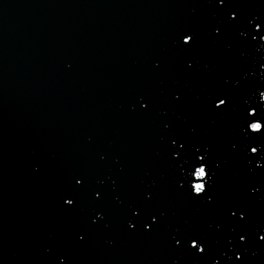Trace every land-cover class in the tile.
<instances>
[{
  "label": "water",
  "instance_id": "1",
  "mask_svg": "<svg viewBox=\"0 0 264 264\" xmlns=\"http://www.w3.org/2000/svg\"><path fill=\"white\" fill-rule=\"evenodd\" d=\"M228 3L240 20L217 37L214 0H0V264H264V134L246 131L247 110L264 118V0ZM173 138L210 149L213 204L179 188Z\"/></svg>",
  "mask_w": 264,
  "mask_h": 264
},
{
  "label": "snow or ice",
  "instance_id": "2",
  "mask_svg": "<svg viewBox=\"0 0 264 264\" xmlns=\"http://www.w3.org/2000/svg\"><path fill=\"white\" fill-rule=\"evenodd\" d=\"M214 2L222 9L226 8L229 9L225 12V16L227 17L226 24H221L219 26H214L213 34L217 37L223 34V31L226 26H235L240 20V12H239V5L229 4L228 0H214ZM250 23H252L250 21ZM262 28H264V20L258 16L256 17V22L254 24V30L259 33ZM255 36L252 37L255 40ZM261 40H264V36L260 37ZM196 42V34L195 32L192 33H185L181 38V44L185 47L191 48L194 46ZM191 67L192 65H188ZM261 99L264 100V92L260 93ZM177 100L180 99L179 96L176 97ZM231 98L223 93L217 94L211 100V107L216 112L227 111L230 107ZM149 103L141 101V108L143 110H147L149 108ZM246 115L252 119V122L247 123L246 131L250 134H264V123L261 121L264 118L256 119L257 112L255 109L247 110ZM188 141L184 140L181 142L177 138H173L171 144L174 146L179 144V150H173L170 153L171 160L173 162L183 161L181 168L187 169V175L182 177L183 183L179 182V188L184 190V185L187 184V196L193 201H199L206 204H213L214 203V196L211 192V186L214 183V176L215 172L212 171L210 166V161L212 160L210 149L196 147L192 145L193 150L188 149ZM203 152V154H201ZM261 152H264V148L252 146L250 148V156L256 157L259 156ZM261 159H264V156H261ZM216 168L219 169L220 165L217 164ZM257 168H264V165L257 164ZM75 186L77 188H84L85 180L83 177L74 178ZM260 191L259 188L253 186L250 195H255ZM94 198L100 200L103 198L102 191L97 190L94 193ZM64 204L69 207H75L76 205V197H66L64 198ZM130 211L135 216H139L141 213L136 211L135 209H130ZM229 212V219L230 220H237L238 222L243 223L247 220V212L241 208L236 207V210L233 211L231 208L228 209ZM151 224L145 225L149 230H151L157 223L159 218L153 213L150 217ZM133 228L135 225H131ZM84 237L81 236L80 240H83ZM190 239V246L189 251H194L196 254L203 255L207 249V240L201 236H192L189 237ZM238 239L241 243L247 242V234L241 232L238 236ZM261 242H264V235L259 237ZM175 243L177 245L181 244V239H176ZM236 261H242L243 257L241 254H237L235 256ZM63 264V262H62ZM219 264V262H217Z\"/></svg>",
  "mask_w": 264,
  "mask_h": 264
}]
</instances>
